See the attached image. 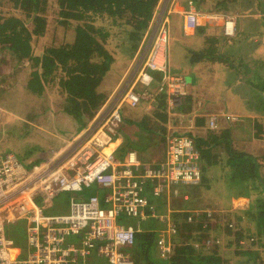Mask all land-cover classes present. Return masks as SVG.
I'll list each match as a JSON object with an SVG mask.
<instances>
[{
  "label": "built area",
  "instance_id": "built-area-1",
  "mask_svg": "<svg viewBox=\"0 0 264 264\" xmlns=\"http://www.w3.org/2000/svg\"><path fill=\"white\" fill-rule=\"evenodd\" d=\"M216 15L202 12L188 1L183 32L193 35L210 17H219ZM220 19L223 34L235 35L234 16ZM151 22L133 57L140 65L129 81L147 83L150 70H161L173 102L186 93L185 77L168 69L169 23L164 19ZM111 97L79 132L65 137L45 159L27 165L13 152L0 153V264H84L94 256L107 264H135L132 248L137 227L128 219L145 220L154 215L151 197L177 195V185H195L201 180V152L189 133L168 134L164 156L154 162L144 161L134 148L116 151L122 103L135 107L147 97V91L126 85L120 89L119 102ZM88 190L85 196L75 195ZM62 192L72 193L68 210L48 212L45 202ZM21 216L27 221L25 252L6 232V221ZM192 217L188 215L187 220ZM166 231L176 232L173 221L167 222ZM205 242L218 243L220 238ZM157 246L166 259L170 240L160 236Z\"/></svg>",
  "mask_w": 264,
  "mask_h": 264
},
{
  "label": "crops",
  "instance_id": "crops-1",
  "mask_svg": "<svg viewBox=\"0 0 264 264\" xmlns=\"http://www.w3.org/2000/svg\"><path fill=\"white\" fill-rule=\"evenodd\" d=\"M188 1L190 0H160L152 18L155 21L164 19L169 23L171 40L173 42L175 39L177 45L174 50L168 49V69L174 75L185 77L186 93L170 102L161 70H150L151 79L147 83L130 82L129 79L140 65L139 60L133 62L134 58L113 74L104 91L108 98L112 94L111 98L116 103L120 101V89L126 85H132V88L140 92L145 90L147 97L141 98L136 106L143 103L144 109L148 112L156 110L160 101L166 100L163 111L166 114L165 119L159 120L154 127L148 129L149 131L137 126L139 123L135 116L126 117L127 112L124 108L128 105L122 103L123 121L118 128L116 151L134 148L144 161L154 162L164 156L168 134L185 132L194 137L200 152L209 141L211 145L209 149L215 160L205 167L206 170L202 173L204 182L201 178L195 185L179 184L177 195L163 194L151 197L150 200L155 207L154 215L149 214L145 220L133 218L136 222H131L129 218L128 221L146 230L147 228L141 225L153 216L156 219L151 220L155 225L162 223L165 232L167 222L174 220L175 211L205 209L209 211V216L205 220L206 236L220 238L218 243L212 245L206 243L207 247L218 245L220 254L228 264L234 263L232 258L236 254L239 256L235 264H254L251 255L253 249L258 251L260 245L264 246V233L259 237L252 233L255 231V222L251 218L253 211L250 190L241 181L234 186H226L222 183V176L229 146L251 153L253 151L246 149H252L248 146L250 140L253 145L264 144V122L260 121V118L264 120V115L248 107L250 99L241 92L246 89L248 80L255 81L264 65V0H191L200 11L219 16L210 17L207 25L198 26L193 35L183 32V13ZM226 15H232L236 20L237 34L234 38H228L223 34L220 18ZM117 85L119 87L113 93ZM39 116L40 126L32 124L35 126L33 129L37 133L36 136L30 134L31 140H26L27 147L31 146L30 148L25 149L18 145L20 152L6 149L0 153L13 152L30 165L48 157L52 150L63 144L65 137L83 128L78 126L74 117L52 107H44ZM210 120L213 125L210 124ZM255 120L261 122L263 128L258 135L255 134ZM246 122L250 124L248 131H251V138L240 142L238 139L241 135L236 128L243 127ZM133 127L139 131L137 136L134 135ZM146 135L151 136L142 141ZM19 136L20 133L17 132L15 137ZM237 143L240 144V148ZM138 144L142 147H138ZM202 161L203 159L201 164ZM88 193L89 190L75 195L85 196ZM164 236L170 240L167 231ZM254 237L259 240L253 242ZM255 243H259L257 247ZM91 260L98 262L100 258L96 256L88 258L84 264ZM262 262L264 264L263 259Z\"/></svg>",
  "mask_w": 264,
  "mask_h": 264
},
{
  "label": "trees",
  "instance_id": "trees-1",
  "mask_svg": "<svg viewBox=\"0 0 264 264\" xmlns=\"http://www.w3.org/2000/svg\"><path fill=\"white\" fill-rule=\"evenodd\" d=\"M5 3L8 4L6 8ZM158 3L159 0H0V44H7L6 48L11 49L16 59L29 61L28 77L23 84L25 89L35 96H42L46 89L52 90L60 97L56 111L71 115L82 127L105 102L104 90L113 74L135 56ZM49 26L58 30L61 26L63 38L60 37L59 41L52 39L42 52L36 50L37 46L34 51L32 37L37 41ZM236 34L237 30L228 38H234ZM248 82L246 89L241 90L250 99L247 106L264 115V65L255 81ZM165 106L166 100L163 99L156 109L157 116L163 119ZM32 121L38 122L39 118ZM261 126V122L255 120L256 135L262 132ZM21 127L22 133L18 131L20 137L34 128L26 120ZM149 128L152 126L145 127L146 130ZM31 134L36 136L37 133ZM19 145L25 149L31 147H27L26 142ZM138 147L141 148V144ZM210 147L208 141L201 150L202 173L207 164L215 160ZM227 152L222 183L234 186L241 181L247 185L253 211L251 218L259 237L264 233L263 156L230 146ZM190 214L193 215L192 221L187 220ZM208 214L205 209L174 212L176 232L168 233L171 250L166 259L160 256L157 246L158 238L166 232L162 223L146 230L136 224L132 251L135 264H228L218 245L211 248L206 245L208 236L204 230ZM15 241L17 244L19 239L15 238ZM22 248L25 252L26 248Z\"/></svg>",
  "mask_w": 264,
  "mask_h": 264
},
{
  "label": "rangeland",
  "instance_id": "rangeland-1",
  "mask_svg": "<svg viewBox=\"0 0 264 264\" xmlns=\"http://www.w3.org/2000/svg\"><path fill=\"white\" fill-rule=\"evenodd\" d=\"M7 6L8 4L5 3L4 8H6ZM61 30V26H59V30L56 29V27L52 28L51 26H49L47 27L46 32L43 33L37 41H35V37H32L34 51L37 46L36 50L38 52H42V48L52 39H58L57 41H59L60 37L63 38ZM56 44L59 43L56 42ZM176 45L177 43L175 42V39L172 42L170 34V50L171 48L174 50V47ZM6 46L8 45L5 44L3 46L2 44H0V151L8 149L20 152L18 147L20 142H26L27 139L31 140V136L29 135L34 132V129L32 128L30 129L29 134H24V137H15L19 130L20 133H22V119L26 120L30 124L39 125L41 123V119H39L38 122L32 121V119L39 118V114L44 107H52L55 110L57 108V103H59L60 101V97L50 89H46L45 93L42 96H35L28 92L23 84L28 77L29 61L27 59H16L11 49L6 48ZM124 110L125 112H127V118L135 116L136 120L140 123L137 126H140L144 129L147 126L154 127L159 120L161 121L165 119L158 117L156 110H151L150 112L146 111L144 109L143 103H140V105L136 107L126 106ZM260 121L264 122L262 118H260ZM32 127L35 128V126ZM236 129L237 132L241 135V138L238 139L240 142L242 140L245 141L251 138V131H248V129L250 130V124L248 122H246L243 127L240 126V128ZM132 130L134 131V135L137 136L139 132L138 129L133 127ZM14 132L16 133L13 135ZM150 136L151 135H146L141 140L144 141L146 140L145 138H149ZM248 143V146L252 147V149H246H250L254 152V154L256 153L259 156H263L261 158L264 161V155H262L264 154V144L253 145V142L251 140ZM237 146L239 147L240 144L237 143ZM69 193L72 195L71 192L61 194L59 193L60 195L57 194L58 196L56 195L50 201L45 202L46 210L48 212L66 211L68 209V201L70 197ZM130 221L136 222V219L131 218ZM26 224L27 221L25 216L9 219L6 221L7 234L14 239H19L17 245L21 247L27 246ZM141 226L151 228L155 226V222L151 219H147ZM252 233L255 234L256 232L252 231ZM256 240H259V238L254 237L253 242H255ZM258 244L259 243H255L254 245L258 246ZM260 246L258 247V251L257 249H253L254 252L252 251L253 255H251V257H254L252 261L254 264H263L262 259L264 260V246ZM236 261L237 257L232 258V262L236 263ZM88 264H106V262L105 260L100 259V261L98 262L91 260Z\"/></svg>",
  "mask_w": 264,
  "mask_h": 264
},
{
  "label": "flooded vegetation",
  "instance_id": "flooded-vegetation-1",
  "mask_svg": "<svg viewBox=\"0 0 264 264\" xmlns=\"http://www.w3.org/2000/svg\"><path fill=\"white\" fill-rule=\"evenodd\" d=\"M133 62H134V60H133Z\"/></svg>",
  "mask_w": 264,
  "mask_h": 264
}]
</instances>
